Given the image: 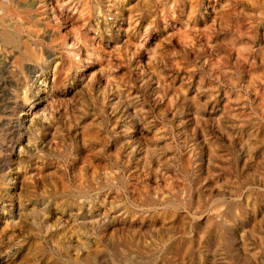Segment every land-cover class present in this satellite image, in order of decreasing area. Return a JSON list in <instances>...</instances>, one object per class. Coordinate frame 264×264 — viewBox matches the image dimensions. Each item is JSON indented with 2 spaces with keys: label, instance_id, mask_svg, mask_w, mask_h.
Wrapping results in <instances>:
<instances>
[{
  "label": "rangeland",
  "instance_id": "rangeland-1",
  "mask_svg": "<svg viewBox=\"0 0 264 264\" xmlns=\"http://www.w3.org/2000/svg\"><path fill=\"white\" fill-rule=\"evenodd\" d=\"M0 19V264H264V0Z\"/></svg>",
  "mask_w": 264,
  "mask_h": 264
},
{
  "label": "bare ground",
  "instance_id": "bare-ground-1",
  "mask_svg": "<svg viewBox=\"0 0 264 264\" xmlns=\"http://www.w3.org/2000/svg\"><path fill=\"white\" fill-rule=\"evenodd\" d=\"M28 6V5H27ZM1 20V19H0ZM26 37V36H25ZM1 93V92H0ZM9 95V94H8ZM35 98V97H34ZM34 98H30V100L28 101V109H26V110H32L33 108H32V105L33 106H35V104H33V101H34ZM18 101V100H17ZM12 103V102H11ZM46 108V107H45ZM43 110V109H42ZM46 111V110H45ZM48 113V112H47ZM45 115V114H44ZM35 121V120H34ZM31 122V121H30ZM33 125V124H32ZM31 125V126H32ZM7 179V178H6ZM189 225V224H188ZM142 231V230H141ZM145 232V231H144ZM108 233V232H107ZM113 233V232H112ZM107 237V236H106ZM114 240V239H113ZM84 254V253H83Z\"/></svg>",
  "mask_w": 264,
  "mask_h": 264
}]
</instances>
